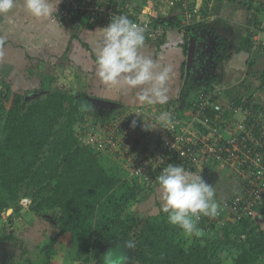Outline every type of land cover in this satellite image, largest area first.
Segmentation results:
<instances>
[{"label":"trees","instance_id":"16d2710c","mask_svg":"<svg viewBox=\"0 0 264 264\" xmlns=\"http://www.w3.org/2000/svg\"><path fill=\"white\" fill-rule=\"evenodd\" d=\"M212 2L204 0L201 8L204 17L209 15L208 6ZM154 23L165 30L179 29L181 16L174 19L158 17ZM88 26L94 29L96 25ZM102 26L105 27V24ZM109 28L115 31L114 25ZM209 28L211 26L206 21L186 28V43L188 29L208 31ZM249 32L247 27L241 50L252 49ZM128 39L131 40L130 37ZM163 42L164 39L156 48H162ZM217 44L218 53L214 60L219 65L226 59L230 44L223 37L217 38ZM260 77L244 78L235 85L234 91L229 92L234 106L240 104L238 101L244 95L252 100L254 95L264 90V72ZM220 82L221 78L215 77L203 79L201 85L194 80L187 81L175 101L180 99L182 107L188 106L187 102L193 94ZM5 83L7 89L1 97L7 101L12 94V98L10 108L0 110L4 139L0 148V217L11 207L30 201L31 210L38 217L50 216L57 221L56 239L44 247L48 259L46 264H50L56 251L57 238L65 234L71 235L77 244L76 253L85 256L87 264H101V248L119 245L129 247L131 264H221L219 255L224 251L232 257L235 253L234 264L264 262V230L254 227L249 217L230 220L237 222L222 227L223 238L216 234L218 226L206 228L204 222L196 220L193 223V239L189 240L185 233L188 222L182 214H176V210L168 213L160 208L147 217L131 210L153 196L157 188L170 185L177 176L156 180L153 187L141 184L137 178H128L119 164L97 155L94 149L81 142L76 127L82 124L85 128L89 125L88 119L92 118L90 127L97 131L100 121L105 123L117 119L132 110L133 106L120 104L100 117L96 103L86 94L72 92V85L61 75L53 77L55 88L51 93L30 104L27 103V95L31 92L13 90L12 85L16 84ZM0 108L3 106L0 105ZM224 114L228 115V112ZM181 174L188 175L190 184L197 187L195 194L188 195L194 198L202 196L201 201L196 198L195 215L211 208L212 199L217 200V197H211L210 184L201 192L204 174L199 175L196 169L187 166L182 167ZM210 175L205 174L207 182ZM209 197L211 200L205 202ZM258 211L264 215V205ZM11 232L6 230L5 239L13 238ZM202 232L207 234V238L198 235Z\"/></svg>","mask_w":264,"mask_h":264},{"label":"crops","instance_id":"0c3cea01","mask_svg":"<svg viewBox=\"0 0 264 264\" xmlns=\"http://www.w3.org/2000/svg\"><path fill=\"white\" fill-rule=\"evenodd\" d=\"M64 1L0 0V78H18L17 87L28 78H46L45 75L47 78L55 75L76 78V87L86 86L92 99L130 107L146 97L151 99L149 101L174 102L187 81L194 80L201 85L205 78H221L219 84L233 92L235 85L244 78H261L264 72V51L241 50L244 31L250 26V0L248 4L214 0L208 6L211 32L188 29L187 44L185 32L168 28L160 49L156 48L158 45H137L124 32L104 26L76 27L74 18L61 16ZM146 1L147 6L145 0H137L150 18L181 16L179 8L169 7L168 0L157 1L155 12L150 11L151 1ZM194 1L203 6L204 0ZM190 31L199 36V43L195 69L188 74ZM218 37L230 44L226 59L219 65L214 60L218 53ZM107 63L109 65H105ZM256 96L264 104V90ZM159 198L162 196H157ZM29 207L30 201L11 207L0 217V264H46L48 261L44 247L56 239L57 221L50 216L40 218ZM148 209L152 210L151 204ZM6 230L12 231V239H5ZM57 241L50 264H87L86 257L76 253V243L70 234L59 236ZM118 247L119 260L115 259L116 251L113 250L117 247L101 248V264H131L129 247ZM68 257L72 260L68 261Z\"/></svg>","mask_w":264,"mask_h":264},{"label":"built area","instance_id":"2783aa9c","mask_svg":"<svg viewBox=\"0 0 264 264\" xmlns=\"http://www.w3.org/2000/svg\"><path fill=\"white\" fill-rule=\"evenodd\" d=\"M150 1V11L155 12L157 1L161 0ZM168 5L179 8V30L183 32L192 24L211 18L210 13L203 16L202 7L194 0H168ZM249 6L251 50L264 51V0H250ZM60 13L63 18H74L76 27L105 24L110 30L114 25L115 31L124 30L140 46L158 45L167 34L154 23L157 18H150L136 0H65ZM230 91L231 88L215 84L193 94L185 108L180 99L161 103L149 110L145 117L148 120L135 116L132 109L117 119L100 123L97 131L81 126L80 141L99 155H119L115 162L128 178H137L152 187L156 180L174 179L186 166L196 169L199 175H213L219 168L225 169V180L235 179H229V186L220 193L219 209H204L197 221L211 228L225 217L255 220L264 205V104L256 95L252 100L244 95L240 104L234 106Z\"/></svg>","mask_w":264,"mask_h":264},{"label":"rangeland","instance_id":"374dc122","mask_svg":"<svg viewBox=\"0 0 264 264\" xmlns=\"http://www.w3.org/2000/svg\"><path fill=\"white\" fill-rule=\"evenodd\" d=\"M143 1V0H142ZM144 5L147 6V1H145ZM209 22V20H208ZM207 22V23H208ZM205 32H211L210 30L205 31ZM46 78H32L31 81H29L30 79L26 80L22 85H18V87L16 88L17 85H12L13 86V90H17V91H22V92H31L27 95V103L30 104L32 101H34L35 99L39 98V99H43L45 98L46 95H48L49 93H51V91H53V85H52V80L54 76H50L51 78H47V75H45ZM4 79H6L8 83H14L17 84V79L18 78H0V105L3 106V108H0V110L5 109L7 110V108H10L11 106V98H12V94L9 96L10 99L9 100H3V98L1 97V93H5L6 92V83L4 84L5 81H3ZM9 79V80H8ZM81 80V78H78V80ZM66 80L72 85L71 87V91L75 92V93H83L86 94L91 100H92V96L89 95V92L86 90V86H78L76 87V78H66ZM19 89V90H18ZM179 96V93H178ZM178 96L176 98H178ZM148 99V100H146ZM146 99H141L142 102L141 103H137L134 104L132 103L131 106L132 109H134V114L135 116H139L140 118H142V116L144 117L143 119H146L145 117L147 116V114L149 113L151 104H153L154 106H152L151 108H157V106H161L160 103H165L163 101L160 100H154V101H149L151 100L149 97H146ZM101 100V103H98L95 101L96 104V108L98 110V113L100 114V117L103 116L106 111L111 110V108H114L116 106H118L117 102H111L109 100H103V99H99ZM153 100V99H152ZM151 103H149V102ZM153 102V103H152ZM111 103V104H110ZM113 104V105H112ZM136 105H139L138 107ZM136 106V107H135ZM183 108H185V105H183ZM140 110L139 113L137 114V110ZM5 110H3V112H5ZM131 111V109H130ZM99 117V118H100ZM90 120L87 124H89L88 128H91V124H92V118L88 119ZM100 123H104L101 122ZM81 126H83L82 124H79L76 129L79 132V129L81 128ZM100 131H103L102 129ZM4 139L2 136V129L0 127V148H2ZM146 145V142H143ZM141 149V148H140ZM139 149V150H140ZM96 154L99 155V152H96ZM101 156L109 158L113 161L119 159V155L115 156L111 153H103ZM121 158L125 159L124 155H121ZM219 172L213 174L212 176H210L208 178V186L211 185V197H217L218 200V194H220L221 192H225L226 188L229 186V179L228 177H226L225 180V176L228 174L227 170H223L222 168L218 169ZM125 174V173H124ZM205 177V175H203V177L201 178L203 180V178ZM217 178V179H216ZM190 177L186 174H179L176 178V180H174V182L171 183V185H173L174 187L172 188V186H165L164 189L161 190V188L158 189V191L155 193L156 195L153 197L148 198L147 202L143 203V205L138 204L135 207H132L131 210H136V212L140 215H142V217H147L149 215H151V213L153 212H158L159 209L161 208L162 210H167L168 213L171 212V210H176V214L177 212L180 213V215L182 214V218L186 220V222H188V225L186 226V237L190 240L193 239L192 235L194 234V228H193V223H195V221L197 220V216L196 214V198H200L199 195L197 197L194 198L193 195H188V194H195L196 191L194 192V187L196 186H192V184H190ZM235 179V178H234ZM232 178V180L230 179V182H233L234 180ZM210 184V185H209ZM207 186V185H206ZM197 188V187H196ZM156 191V190H155ZM185 194H184V193ZM164 194V195H163ZM200 194V193H199ZM157 196L160 197L162 196V198L157 199ZM211 197L206 198L205 202L211 200ZM168 199L170 201H168ZM195 199V200H194ZM213 202L211 204V208H209L210 210H215V209H219V202L216 199H212ZM148 201H150L148 203ZM201 201V200H200ZM199 202V201H198ZM152 206V210L148 209V205ZM160 204V205H159ZM159 205V206H158ZM28 207V206H27ZM31 209V206L29 207ZM144 211H142V209ZM146 208L149 210L148 212H146ZM141 209V210H140ZM143 212V213H142ZM148 214V215H147ZM236 220L234 221H230L229 218L225 217L223 222H221L218 227H217V236L220 238H223L224 236V232H223V228L224 226H226L227 224L233 223L236 224ZM253 225L254 227H256L259 231L264 230V215L260 214L259 217H257L255 220H253ZM199 236H201L202 238H207V234L206 233H199ZM212 238V237H210ZM75 246V251H77V244L74 245ZM114 251H116V256L115 259L119 260V255L120 250L119 247L113 249ZM113 251V252H114ZM234 251V250H233ZM112 252V251H111ZM235 253L233 255V257L230 255V253L228 252H222L219 257L222 260L221 264H234V257H235ZM72 257H68V261L72 260L69 259ZM256 264H264L263 261H260Z\"/></svg>","mask_w":264,"mask_h":264},{"label":"water","instance_id":"95a60500","mask_svg":"<svg viewBox=\"0 0 264 264\" xmlns=\"http://www.w3.org/2000/svg\"><path fill=\"white\" fill-rule=\"evenodd\" d=\"M231 1L242 3V4H248L249 3V0H231ZM190 33H191V38H190V44H189V49H188V59H187V72H188V74H191L192 71H194V69H195V65H196V61H197V59H196L197 48H198V43H199V36L192 34L193 33L192 31H190ZM214 46H216V43L214 44ZM92 101L93 102L96 101L98 103H101L100 102L101 100H99V99H92ZM206 182H207L206 179L203 178V180H202V191H201L202 193L205 190V187L207 184ZM201 197L202 196H200L199 200H201ZM112 264H115V263H112Z\"/></svg>","mask_w":264,"mask_h":264},{"label":"flooded vegetation","instance_id":"af4514ba","mask_svg":"<svg viewBox=\"0 0 264 264\" xmlns=\"http://www.w3.org/2000/svg\"><path fill=\"white\" fill-rule=\"evenodd\" d=\"M111 251V249H109ZM110 251L108 253H110Z\"/></svg>","mask_w":264,"mask_h":264}]
</instances>
